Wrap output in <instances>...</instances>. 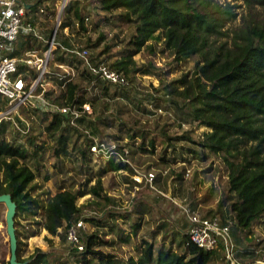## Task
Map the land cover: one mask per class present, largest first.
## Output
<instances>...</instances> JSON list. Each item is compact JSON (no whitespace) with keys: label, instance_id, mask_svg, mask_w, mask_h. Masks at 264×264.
<instances>
[{"label":"trees","instance_id":"1","mask_svg":"<svg viewBox=\"0 0 264 264\" xmlns=\"http://www.w3.org/2000/svg\"><path fill=\"white\" fill-rule=\"evenodd\" d=\"M97 1L104 12L117 15L133 24L136 34L130 43H134L137 47L136 49L127 47L123 50L122 57L109 60L106 54L111 45L106 44L103 50L95 52L106 37L102 35L92 44L87 42V47L93 51L95 61H108L113 68L129 79V65L133 55L148 40H159L163 36L165 37L163 50H170L177 60L196 58L194 68L177 80L183 89L169 83L166 87H154L153 92H148L143 98L148 99L156 107H164V103L167 102L175 104L183 122L197 127H209L198 138H194L193 128L185 129L174 136L163 127L158 134L167 139L168 146L165 145L160 159L163 163L170 165L182 161L181 171L175 172L179 179L184 178L189 154L206 159L212 153L222 159L228 170V180L219 203L204 216H219L222 222L233 219L234 224L231 229L233 240L235 239L234 242L236 241L238 246L241 245L240 232H251L257 223L262 224L264 228V29L247 25L248 28L240 35L241 40H236L233 46L225 43L216 45L213 35L221 32L219 29L223 26V17L217 15V10L207 8L210 0ZM253 1L264 3V0ZM40 6L46 7V12L40 14L42 18L50 15L48 11L50 7L54 10L53 5L47 6V0H39L35 7L28 10V19ZM89 6V3L82 0H71L64 8L56 37L58 44L55 53L58 55L56 59H53V64L51 61V69L61 71L57 63L71 65L77 70V79L67 83H64V79H52L49 83L54 82L57 85L50 86L47 93L61 105H82L85 101H91L93 104L99 98L123 97L133 101L138 107H143L144 111L154 113L147 105L139 106L143 101L131 95L127 86L99 82L94 85L98 88V94L92 97L86 96L85 88L89 84L90 75L82 68L81 60L71 52L63 50L62 46H71L73 35H81L88 31L84 23L88 15H85L82 10ZM37 16L34 15L30 21L34 23ZM76 21L81 22L80 28L76 26ZM65 27L70 28V35L64 32ZM53 31L54 27L47 32L48 39ZM157 31H159L158 34H156ZM32 39H35L33 34H21L15 43V50L9 53L10 56L22 61L28 50L43 49L37 39H35L36 43H33ZM44 42L47 43L46 50L48 41L44 40ZM19 72L24 74L28 85L38 76L36 69L23 62L19 63ZM43 88L44 85H39L40 90ZM163 89H166V92ZM174 95L183 98L184 104L173 99ZM6 102L7 97L0 94V109L6 106ZM21 110L24 111L25 108ZM43 114L42 120L47 122L46 130L53 132L52 159L55 161L50 164L47 157L49 144L44 139H40L32 132L26 142H17V138L12 141L7 137L10 121L0 122V171L3 172V175L0 173V195L12 194L17 203L16 217L23 213L35 216L39 213V209L43 208L45 228L51 234L58 235L61 243L65 244L66 232L71 222L82 211L89 210L87 204H78V198L90 192L102 196L103 186L99 180L98 184L90 189L74 188L73 184L67 186L65 179H61L58 181V191L46 201L40 198V195L34 194L37 187L35 181L38 177L44 180L53 178L58 180L62 173L60 171H64L65 158L68 155H74L77 162L79 159L77 154H80L81 168L87 165L90 169L92 166L89 164L94 160V154L86 146L77 151L75 143L72 144L73 134L81 136L82 132L71 126L65 116L58 112ZM91 116L82 117L80 122L87 124L94 134L102 138H107L105 130L114 128L111 140L128 146L132 160L138 151L153 153L158 146L155 138L157 134L152 130L135 126L125 120H118L117 116L114 118L119 124L111 121L112 119L110 120L108 116L96 114L94 111ZM140 138L143 140L137 146L136 139ZM125 140H127L126 143H124ZM179 141L189 143H179ZM169 148H171L170 152H168ZM101 162L103 165L98 170L100 176L111 171L132 169L127 163L115 159ZM158 182L160 183V176H156L155 183ZM102 197L107 202H116L115 198L107 195ZM190 206L198 209V202L194 200ZM150 208L153 206L148 200L139 199L136 203L134 202L130 211L110 210L108 215H101L98 212L99 216H90L86 220L97 227L103 226L109 231H116L120 244L125 245L131 243L143 224L148 221L145 220V216ZM18 223L17 218V257L20 264H53L52 258L56 257L74 258L73 264H230L224 244L207 250L193 242L188 233L183 230L187 226V221L180 222L183 228L176 229L174 225L171 244L167 246V243L158 244L154 239L144 238L136 246L140 248V251L135 256L130 255L125 258L118 254L104 252L101 247L112 244L103 236L108 232H101L98 228L93 232H86V249L83 252H77L67 242L70 247L69 252L65 248L56 252L43 251L39 248V253L31 255V261L28 262L27 258H22L23 240L17 227ZM169 225L164 221L158 226L160 230L166 229L165 236L169 234ZM128 229L130 232H127ZM263 244L264 238L262 240L259 238L257 245ZM255 245L244 248L236 245L235 255L241 263L244 262L241 257L252 255L254 261L257 259L258 249ZM254 261L244 262V264H261L257 260ZM8 264H11L10 260Z\"/></svg>","mask_w":264,"mask_h":264},{"label":"rangeland","instance_id":"2","mask_svg":"<svg viewBox=\"0 0 264 264\" xmlns=\"http://www.w3.org/2000/svg\"><path fill=\"white\" fill-rule=\"evenodd\" d=\"M52 1H54V3H52ZM56 1L57 3L55 4ZM70 2L71 0H69V3ZM82 2L90 4L89 8L83 9L82 12L90 16L91 22L90 26H87L88 31L84 34L73 35V41L83 43L87 46V42H91L92 44L102 35H106L95 52L98 53L103 50L106 44L111 45L110 50L106 54V56H109V60L122 57V52L127 47L136 49L137 46L134 45V43H130V40H133L136 34V29L132 23L125 19H121L117 15L104 12L99 7V2L97 0H82ZM42 3L43 2H41V4ZM52 5L54 6V10L50 7ZM47 6L50 7V9H48L50 15L45 18L38 15L37 20L34 22L37 30L44 34L45 37L48 34L47 32L53 27L55 31L60 15L59 7L61 3L59 0H47ZM207 8L217 10V15L223 17V26L219 29L221 32L213 35V39L216 40V45L225 43L228 46H233L236 40H241L240 35L248 26L264 29V3L262 2L253 0H210ZM63 14L64 10L62 11V15ZM64 32L68 34L65 28ZM158 32L159 31H157L156 34H158ZM23 34L27 33L24 32ZM46 38L48 39V37ZM164 40V36L159 40H148L145 45L133 55L129 65L130 73L128 75L130 83L126 88L130 89L131 95L133 94V96H137L139 100L141 99L143 101L139 106L143 104L147 105L154 113L144 111V109H142L143 107H138L133 101L126 100V98L123 97L113 99L108 97L104 99L99 98L93 103V111L96 112V114L108 116L110 120L112 119L111 121H116V124H119L118 120H125L135 126L150 131L152 130V132L157 134L155 138L158 146L155 151L153 153L138 151L132 161L142 171L148 169L154 170L157 176H160V183H155V188H153L144 181L145 179L139 182L134 176V169L111 171L100 176L98 170L100 166L103 165L101 161H106L94 156V160L89 164L92 166L90 169H88L87 165L81 168L82 163L80 161V154H77L79 158L77 162L72 154L65 158L64 171H60L62 173H60L58 180H56L57 178L44 180L42 177H38L35 181L37 187L34 194L36 196L40 195V198L46 201L58 191V181L61 179H65L64 181L67 186L73 184L74 188L81 187L85 189H90L97 185L100 180L103 186V190L101 191L102 196L107 195L115 198L116 202H107L102 196H97L90 192L80 196L78 198V204H87V209L96 210L101 215H108V211L110 210H121V212L130 211L134 202L136 203L137 200H148L150 205L153 206L145 216V220L148 221L143 224L137 236H135L129 244H120L119 235L116 231H109L107 227L103 226L102 228L97 227L90 221H87V232H93L98 228L101 229V232H108L106 234L101 233L112 244L102 246L101 248L104 252H111L125 258L130 255L135 256L139 253L140 248L136 246H138L144 238L154 239L158 244L162 242L165 244L167 243V246L171 244L172 234H174L173 228H183L180 222L187 221L182 212V206L190 205L191 202L195 200L198 202V210L205 215L219 203L228 180L226 165L220 157L212 153L209 154L206 159L199 156L194 157L189 154L183 179H179L178 176H176V173L181 171L182 161L170 165L163 163L160 159L162 151L165 145H167V139L158 134L163 127L167 128L174 136L182 133L185 129L193 128L194 138L200 137L204 130L209 129V127L206 126L197 127L183 122L175 104L167 102L164 103V107H156L152 105L148 99L143 98L148 92H153L154 87H166L169 83H173L174 86L183 89V86L181 83H178L177 80L181 78L183 74L194 68L196 58L192 57L187 60H177L170 50H163ZM32 41L36 43L35 39H32ZM38 42L42 44L43 50H45L47 43L44 42L43 39H38ZM53 53L56 59L58 53L56 54L55 50ZM40 55H43V53ZM22 62L23 60H19V63ZM53 63L52 61V64ZM137 69H139L137 72H132ZM76 79L75 76L74 80ZM53 85L57 84L52 82L51 86L53 87ZM49 87L50 85L48 88ZM163 90L166 92V89ZM112 91L114 92V88H112ZM97 94L86 91V96L88 97L96 96ZM166 96L169 98L168 94ZM173 99L178 100L180 104H184V100L181 97L174 95ZM20 113L23 116H30V112L27 109L24 111L20 109ZM32 113L34 119L31 120L32 127L30 132L37 134L40 139H44L49 144L47 145L49 148L47 157L50 164L55 161V159H52L54 155L53 132H48L46 130L47 122L42 120V116H44L42 112L33 110ZM115 116L119 119L116 120V118H114ZM113 129L114 128L105 130V137L108 139L113 138L111 137L114 133ZM30 132L28 134H22L21 132L17 133L14 130V126L10 125L7 131V137L12 141L17 138V142H26ZM72 139V144L75 143L77 151L84 148V139L82 136L73 134ZM136 140L138 146L143 139L140 138ZM126 142L127 140L124 141V143ZM179 143L189 142L179 141ZM170 150L171 148L168 149V152H170ZM0 173L3 175L2 171H0ZM6 211V205L0 203V264H8L11 256L10 240L6 229ZM43 211L44 209L41 208L39 209V213L35 216H28L26 213H23L19 217H16L19 221L17 227L22 234L23 240L22 258H27L28 262L31 261V255H37L39 253V248L43 251L52 252H56L61 248H65V250L68 251L70 248L67 242L62 244L58 235L51 234L48 229L45 228ZM164 221L170 224L168 226L169 234H167V236H165L166 229L160 230L158 228L159 224ZM127 232H130V229H128ZM239 234L242 238V244L239 245V247L235 241L237 247L244 248L256 244L255 246L258 249L259 255H257L256 260L264 261V244L257 245L258 239L260 238V240H262L264 238L263 225L257 223L251 232L242 231ZM241 258L246 263L254 261L252 255ZM52 260L53 264L74 263V258L71 257H56L52 258Z\"/></svg>","mask_w":264,"mask_h":264},{"label":"built area","instance_id":"3","mask_svg":"<svg viewBox=\"0 0 264 264\" xmlns=\"http://www.w3.org/2000/svg\"><path fill=\"white\" fill-rule=\"evenodd\" d=\"M39 0H0V94L7 97L6 106L0 109V122L10 121L14 130L22 134H28L31 131L34 119L33 110L46 112H58L65 116L71 126L82 132L83 144L90 152L99 159L109 161L115 159L127 163L134 169V176L139 181H144L155 188L156 172L152 169L146 171L140 170L130 157V149L123 143L108 138H102L93 133L92 129L80 122L82 117H92L93 104L85 101L82 105L59 104L52 95L47 93V84L52 79H64L67 83L74 79L77 70L71 65L57 63L61 71L51 69V61L54 59V50L57 49V30L61 25L62 11L69 0H59L60 15L57 21V30L50 39H45L44 34L37 30L36 25L30 21L34 15H40L46 12L45 7L39 9L27 19V12L31 7H26V3H35ZM37 5V4H36ZM91 18L86 16L84 23L90 26ZM80 21H76V26L80 28ZM69 27L65 31L69 34ZM33 34L35 39L48 41V48L43 50H28L23 63L37 70L38 76L27 83L24 74L18 73L19 60L17 57L10 56L9 53L15 50V43L21 34ZM63 50L71 52L75 57L81 60V66L85 69L89 77V84L85 90L97 94L98 88L94 85L99 82H106L121 86H128L129 79L122 72L113 68L108 61H95L91 48L83 43L72 42L71 46H62ZM43 55H40L42 54ZM39 85H44L39 89ZM25 108L30 112V116H23L20 109ZM31 133V132H30ZM187 226L183 230L188 233L191 240L202 248L207 250L215 249L220 244L225 245L226 257L230 264H244L239 261L235 253L236 244L232 236L233 219L222 222L219 216L206 217L198 209H193L190 205L182 206ZM97 217L96 210H85L74 219L69 225L66 238L67 242L75 248L77 252H83L86 249L87 217ZM264 264V261L257 260Z\"/></svg>","mask_w":264,"mask_h":264},{"label":"water","instance_id":"4","mask_svg":"<svg viewBox=\"0 0 264 264\" xmlns=\"http://www.w3.org/2000/svg\"><path fill=\"white\" fill-rule=\"evenodd\" d=\"M39 1L35 3H26V7L29 8L34 6ZM57 26L55 28L56 32ZM0 203H4L7 207L6 211V229L10 240V262L11 264H20L17 257V249H18V238L16 232V214H17V203L12 197L11 193H4L0 195Z\"/></svg>","mask_w":264,"mask_h":264},{"label":"crops","instance_id":"5","mask_svg":"<svg viewBox=\"0 0 264 264\" xmlns=\"http://www.w3.org/2000/svg\"><path fill=\"white\" fill-rule=\"evenodd\" d=\"M49 85L51 86V84H50V83H48L47 87H48ZM49 88H50V87H49Z\"/></svg>","mask_w":264,"mask_h":264}]
</instances>
